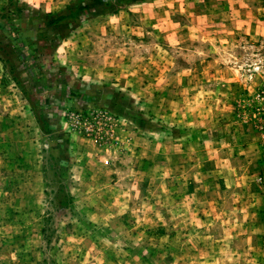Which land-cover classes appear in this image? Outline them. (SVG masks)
<instances>
[{
    "label": "rangeland",
    "instance_id": "1",
    "mask_svg": "<svg viewBox=\"0 0 264 264\" xmlns=\"http://www.w3.org/2000/svg\"><path fill=\"white\" fill-rule=\"evenodd\" d=\"M3 46L0 264H264V0H0Z\"/></svg>",
    "mask_w": 264,
    "mask_h": 264
},
{
    "label": "trees",
    "instance_id": "2",
    "mask_svg": "<svg viewBox=\"0 0 264 264\" xmlns=\"http://www.w3.org/2000/svg\"><path fill=\"white\" fill-rule=\"evenodd\" d=\"M90 5L88 3L86 4H81L78 6H74V7H70L60 13L54 14V15H40V14H33L32 13V18L31 19H38L39 21H41L40 24H42L45 28L49 27V28H54L57 29L59 28L61 25H69L71 24H75L78 23V21H80L81 17L83 16V14L89 9ZM17 35V34H16ZM40 38V36H39ZM17 42H21V38L17 37ZM19 43H16V48L19 49L21 52L18 54V58L19 59H28L26 60L27 63H24V68L28 73H31V64L36 62L34 60V57H29L27 58L24 54L25 52L23 51V45H20V47H18ZM6 49L8 48V46H3L0 47V49ZM31 81L33 84L32 88H35L37 90H35L33 93L31 92V88L27 89V87H25V85L22 83V81L19 79L18 75L16 74V85H18L21 89V92L27 97V100L29 101V104L31 106L32 112L37 120V122L40 125H45L46 124V120L43 118V116L41 115L38 107H39V103H40V98L39 96H42L44 93H46L47 91H49L48 89L52 88L49 87L52 83L50 82V80L48 81L46 76H43V72L39 71L37 74H35L33 77H31ZM73 89L70 90V95L72 97H77L79 96V87H72ZM56 90V89H55ZM55 94H59L57 93V91H55ZM45 122V123H44Z\"/></svg>",
    "mask_w": 264,
    "mask_h": 264
},
{
    "label": "built area",
    "instance_id": "3",
    "mask_svg": "<svg viewBox=\"0 0 264 264\" xmlns=\"http://www.w3.org/2000/svg\"><path fill=\"white\" fill-rule=\"evenodd\" d=\"M255 123L260 135V148L263 159V168L261 171L260 181L264 184V92H260L257 95V106L255 108Z\"/></svg>",
    "mask_w": 264,
    "mask_h": 264
},
{
    "label": "crops",
    "instance_id": "4",
    "mask_svg": "<svg viewBox=\"0 0 264 264\" xmlns=\"http://www.w3.org/2000/svg\"><path fill=\"white\" fill-rule=\"evenodd\" d=\"M255 135H256V144H255V147L259 150V148H260V141H261V138H260V135L257 133H255ZM259 146V147H258ZM259 153V155H257ZM256 158L258 157H260V159H261V157H262V154H261V151L259 150V152H256Z\"/></svg>",
    "mask_w": 264,
    "mask_h": 264
}]
</instances>
